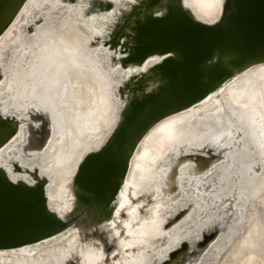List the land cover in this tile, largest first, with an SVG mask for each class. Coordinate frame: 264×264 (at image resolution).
I'll return each instance as SVG.
<instances>
[{
  "label": "bare ground",
  "instance_id": "bare-ground-1",
  "mask_svg": "<svg viewBox=\"0 0 264 264\" xmlns=\"http://www.w3.org/2000/svg\"><path fill=\"white\" fill-rule=\"evenodd\" d=\"M112 1L114 9L111 11L106 12L99 7H92V10H87L83 15L79 10L78 16L73 22L61 26L56 31L40 32L33 39L36 45H42L48 39L47 36L72 34L71 39L66 44L73 53L75 64L64 71L56 73L53 78V85L59 97L67 101L69 111L70 106L74 103L71 100L69 91L76 86L83 88L84 75L88 76L87 79H84L88 89L83 88L87 92L88 103L92 107V122L88 127L80 130L76 126H69L67 122L63 121L67 125L58 131L59 139L55 140L48 150L54 131L52 126L50 127L51 120H49L47 114L35 106H29L20 112L15 108L17 105L7 108L0 100V114L17 120L15 133L0 146V166L7 169L13 180L22 178L30 183L34 182L33 177L26 172L15 170L14 162L30 169L38 166L41 174L49 177V184L47 185L49 206L62 217H65L74 206L75 194L72 190V181L81 161L87 153L100 148L105 143L118 122L121 108L118 88L123 79H126L125 76L128 77L131 74L130 68L124 70L120 64L116 66V63L113 62L114 58L119 57L120 54L110 51L100 41V38H104L102 40L104 43L107 41L110 28L115 22L113 25L105 26L107 34L103 37L99 32H101L100 29L104 27L106 22L115 17L119 18V12L129 9L131 4L137 0ZM31 2V0H25L10 25L0 35V47L8 44L13 38L21 36V25L30 17V13L36 12L33 2ZM222 6L223 4L220 9L216 10L219 13L218 15L205 17L203 21L211 20L213 22L218 19ZM76 21L77 24L81 21L85 22L86 28L84 31L77 29V26L75 27L76 24L74 25V23ZM58 45L64 46L65 43L63 41ZM97 53L104 60L111 57L110 66L106 63L107 61H104L106 63L104 64L106 74L101 78L97 77L96 68L89 71L76 66L86 64L92 67V63L96 58L94 55ZM158 58L155 56L149 59L143 69H147L150 65L160 61ZM6 70L3 65H0V82L8 76ZM8 83L6 79V83L0 86V92L7 89L10 93H6V98L13 100L12 91H17L19 83L14 86ZM97 87L99 88L96 89ZM96 90H98V93ZM241 91L246 93L249 102H239V92ZM221 100L224 101L222 106L226 108L222 119L226 117H230L229 119L234 118L235 124L228 123L223 130L221 129L212 135L209 133V125L211 124H204L194 138L186 139L176 135V128L180 123L198 117L204 111L216 109L218 107L217 102ZM257 114L258 116L255 117ZM248 116L254 119L253 125L255 127L253 129L252 125L250 134L259 139L258 134H255L257 131L255 121L264 123V62L254 64L238 73L217 92L210 94L197 105L161 119L144 135L133 154L124 183L118 191L113 204L112 215L110 219L100 223L98 227H104L107 222L119 214L123 207H126V222H130L133 226L136 225L130 231L142 238H149L154 230L150 222L151 217L160 210H167L172 204H175V198L181 194H178V192H181V187L184 186L188 192L187 200L194 207L195 213L189 219L184 220L182 224H179L180 226L178 225L173 232L168 233L165 244L158 246L152 253L141 251L134 256H125L118 261V264H186L193 255L195 257L192 264H214V259L218 258L222 250L232 242L236 235V233L235 235L229 234L231 229L226 225L228 221L225 223L224 231L217 233L218 242L214 244L205 260H202L204 249L199 248V246H197L199 250L192 248L193 245L189 240H195L203 235L205 230L214 223L222 224L225 221L224 218L227 215L225 206L229 198H227L223 183H221L223 176H220V174L215 175L216 171H220L221 168L217 163L222 159L228 161L229 151L225 143L237 142L240 139L239 132L236 129L237 124L242 125L243 118ZM173 120L176 123L170 129L158 131L166 122ZM67 139H70L68 146L70 152H74V155L66 163V159L61 160L60 147L63 143H67ZM23 141L26 143L22 148ZM45 152L52 157V162L47 160L41 164L38 160L42 158L41 156ZM38 156L41 158H38ZM250 164L256 163L250 161ZM57 170L66 178L70 184L69 188L60 187L58 180L50 175L49 171L56 174ZM198 170L205 174L200 176L197 175L198 173L194 174ZM209 172L211 175L204 180ZM203 182L206 184H203ZM130 191L134 196H138L144 191L145 194L137 204L131 205L128 197ZM235 196L237 197V195ZM185 209L179 211L178 216L174 217L169 225L176 223L186 212ZM148 213H151L150 216H148ZM231 214L233 220L234 217H237V219L241 217L242 219L244 215L241 208H232ZM232 223L233 221L230 224ZM257 228L253 224L247 229L240 239V244L243 247L247 246L253 249L258 239ZM80 237L79 228L74 225L52 238L32 245L17 249L0 250V264H15L16 262L90 264L95 261L91 254L93 252L89 248L80 247L86 243ZM90 245L87 244L88 247ZM134 247L138 249L137 245H134ZM97 263L95 261L92 264Z\"/></svg>",
  "mask_w": 264,
  "mask_h": 264
},
{
  "label": "water",
  "instance_id": "water-1",
  "mask_svg": "<svg viewBox=\"0 0 264 264\" xmlns=\"http://www.w3.org/2000/svg\"><path fill=\"white\" fill-rule=\"evenodd\" d=\"M0 1L1 35L25 0ZM89 4L106 12L114 9L112 0H89ZM114 22L104 44L120 54L113 57L116 66L131 69L118 88V122L105 143L81 161L72 181L74 206L65 217L49 206V177L38 166L30 169L14 162L15 170L33 177L32 183L13 180L0 166V250L32 245L74 225L82 233L92 231L110 219L133 154L152 126L197 105L238 73L264 62V0H224L213 22L197 19L184 8L183 0H140ZM155 56L166 59L143 69ZM16 127V119L0 114V146ZM260 165L263 173L264 163ZM263 195L261 190L246 206L240 225L254 216L253 201ZM240 230L241 226L230 246ZM214 236L204 235L199 248Z\"/></svg>",
  "mask_w": 264,
  "mask_h": 264
},
{
  "label": "rangeland",
  "instance_id": "rangeland-1",
  "mask_svg": "<svg viewBox=\"0 0 264 264\" xmlns=\"http://www.w3.org/2000/svg\"><path fill=\"white\" fill-rule=\"evenodd\" d=\"M7 1L9 0H5V2ZM31 1L33 2L31 3L34 5L36 12L30 13V17H28L27 21L21 25V36L13 38L8 44L0 47V65H3L5 70L7 69L6 71L8 75L0 82V86H3V84L6 83V79L7 82H9L8 84H12L13 86L16 85V83H19L17 91H12V95L14 97L13 100L6 98V93L9 92L7 89L0 92V100H2V104L7 108L17 105L15 108L20 112L29 106H35L47 114L49 120H51L50 127L52 126V130L54 131L53 138L49 143V150L52 147L53 142L59 139L58 131L67 124L72 127L76 126L80 130L91 124L92 107L88 103L87 92L83 90V88L86 90L88 89V85L84 80L87 79L88 76L84 75L82 83L83 88L76 86L69 91L71 100L74 101V103L70 106V110L68 111L67 101L60 98L54 90L53 78L56 73L64 71L75 64L73 53L70 50V47L66 44L68 40L71 39L72 34L65 33L63 35L47 36L48 39H46L42 45H36V43L33 42V39L40 32L46 33L56 31V29H59L61 26L67 25L69 22H73L75 18H77L79 10L83 15L86 11L84 9L85 5L83 2L79 3L78 10H73L71 7L64 4H62V6H56L58 4V0ZM75 4H78V2H75ZM120 13L122 12L120 11L119 14ZM116 18L118 17L106 22L104 27L100 29L101 32L99 33L101 34V37L107 34L105 26L108 27L113 25L114 21L117 20ZM29 24H33V27L28 31ZM74 25L81 31H84L86 28L85 22L82 21L79 22V24H77L76 21ZM103 39L104 38H100V41L104 44V41H102ZM63 41L65 45L59 46L58 43ZM94 56L96 58L92 63V67L86 64H79L76 66L89 71L96 68L97 77L101 78L104 74H106L104 64L107 63L109 66L111 65V57H108V60H104L99 53ZM104 61L107 62L105 63ZM30 84L32 85L29 86ZM98 88L99 87L96 89ZM96 92L98 93V90H96ZM239 93V102L245 103L246 101H250L247 99L248 97L246 93L242 91ZM223 102L224 101L222 100L218 101V107L216 109L204 111V113H200L198 117H194L187 122L180 123L176 128V135L186 139L194 138L198 135L204 124H211L209 125V133L212 135L221 129L223 130L225 125L228 123L235 124L234 118L229 119L230 117H226L225 119H222L223 113L225 112L224 110L226 109L222 106L224 104ZM256 116H258V114L255 115V117ZM63 121L67 122V124L63 123ZM253 121L254 119L248 116L243 118L242 125L237 124L236 129L239 132L240 139L237 142L232 141L229 144L225 143V146L229 151L228 161L226 162L222 159L217 163L221 166V168L220 171H216L217 173L215 175L217 176L220 174V176H223L221 183H223L224 191L227 194V198H229L226 206H229V204L232 203V208L243 209L244 215L242 214V219L241 217L238 219L237 217H234L235 222L232 216L228 220V223H226L228 228L231 229L229 234L233 235L238 233L241 226L240 234L231 246V243H229L225 249L222 250L217 258V261L214 259V264H242L243 261V264H263L264 262V195L257 198L255 203L253 201L252 208L255 209L254 216L245 221L243 225H240L246 217V206H248L256 194H258L261 190H264V172L262 173L263 165H260L261 163H264V123H258L255 121V126L257 128L255 134H258L260 137L259 140L258 137L255 136L254 138L250 134ZM254 128L255 127L253 125V129ZM11 131L12 130H10V132ZM69 141L70 139H67V143H63L60 147L61 160L66 159V163L68 162L67 160H70L74 155V152L71 153L69 150ZM24 143L26 142L23 141L22 148ZM70 153L71 155H69ZM41 157L38 156V158H41L38 160L41 164L47 160L48 162H52V157L47 155L46 152ZM250 161H254L256 164H250ZM49 173L58 180V185L60 187L64 189L66 187L69 188L70 184L58 170L56 171V174L53 171H49ZM194 174L200 176L205 173L199 172L198 170L195 171ZM210 175L211 173L209 172V175L207 174L204 180H206ZM203 184L206 183L203 182ZM181 188V192H178V194H181L176 196L175 204H172L167 210H160L151 217L150 222L154 230L149 238H142L130 231V229H134V226L136 225L133 226L130 222H126L125 215L127 212L126 207H123L119 214L107 222L104 227L99 228L97 226L96 228H99V230L94 228L92 231H85L84 233L81 232L80 239L86 243L80 247L91 249L93 252L91 254L93 259L98 262L97 264H113V259L117 255L116 254L113 257L105 255L104 245L107 246L108 243L105 240L104 235H106L107 239L114 246L112 254L117 251L120 253L117 264L118 261L122 260L125 256H134L141 251L145 253H152L158 246L165 244V239L168 233L173 232L179 224H182L184 220L189 219L195 213L194 207H192V204L187 200L188 192L185 186ZM144 194L145 191L138 196H134L132 191H130L128 193V197L130 198L129 204H137L138 201L142 200ZM235 195H237V197ZM183 208H186V214L183 213L182 217L176 223L169 225V223L173 221V218L178 216L179 211ZM232 208L229 209V211H226L227 215L231 213ZM150 214L151 213H148V216H150ZM232 221L233 223L230 224ZM253 224L258 227V231L256 232L258 236L257 242L253 249L247 246L243 247L240 244V239L245 234L247 229ZM125 225L128 226L126 227ZM122 229L124 230V233L121 232ZM100 230H105L106 234L104 231L101 232ZM117 232L120 233L119 236L116 235ZM88 243L91 244L89 247L87 246ZM134 245H137L138 249L134 247ZM210 258H212V256H210ZM15 264L31 263L16 262Z\"/></svg>",
  "mask_w": 264,
  "mask_h": 264
},
{
  "label": "flooded vegetation",
  "instance_id": "flooded-vegetation-1",
  "mask_svg": "<svg viewBox=\"0 0 264 264\" xmlns=\"http://www.w3.org/2000/svg\"><path fill=\"white\" fill-rule=\"evenodd\" d=\"M78 2V4H75V2ZM105 1V0H104ZM76 2V3H77ZM84 3V5H85V11L86 10H92V6H91V4H89V0H58V4L56 5V6H62V4H64V5H66V6H69V7H71L73 10H78V5H79V3ZM136 2H140V0H137ZM128 4H129V2H128ZM33 27V24H29L28 25V31L29 30H31V28ZM229 200V199H228ZM231 204V203H230ZM229 204V205H230ZM229 209V207H228V205L226 206V211ZM231 213L230 214H228V215H226V217L224 218V227H223V223L222 224H220V223H214L213 225H211L209 228H207L206 230H205V232L203 233V235H201L200 237H198L197 239H195V240H189V241H191V243H192V245H193V247L192 248H195L196 250H199V249H197V246H198V242H202V241H204V235H206V236H208L209 237V235L211 234V233H214L216 236H214V237H212L211 238V240L208 242V244H207V246L205 247V248H203L204 250H203V257H202V260H205L206 258H207V256H208V253L212 250V248L214 247V244L216 243V242H218V239H217V233L219 234L220 232H223L224 231V228H225V223L230 219V217H231ZM217 229H216V228ZM96 229H98V228H96ZM99 230V229H98ZM80 231V230H79ZM104 231V233L106 234V231L105 230H103ZM103 231H101V232H103ZM121 232H123L124 233V230L122 229L121 230ZM80 233H81V231H80ZM105 236V240L107 241V243H108V245L107 246H105L104 245V243H103V245H104V249H105V255H110V257H113V256H115L116 254V257L113 259V264H117V260H118V257L120 256V253H119V251H117V252H115V253H113L112 254V249L114 248V246L112 245V243L107 239V237H106V235H104ZM89 238V237H88ZM164 239H165V237H164ZM199 239V240H198ZM194 249V250H195ZM202 249V248H201ZM128 250V249H127ZM205 252V253H204ZM195 257V255H193V256H191L190 257V260L186 263V264H192V261H193V258ZM105 258V257H104ZM108 264V263H107ZM194 264V263H193Z\"/></svg>",
  "mask_w": 264,
  "mask_h": 264
},
{
  "label": "snow or ice",
  "instance_id": "snow-or-ice-1",
  "mask_svg": "<svg viewBox=\"0 0 264 264\" xmlns=\"http://www.w3.org/2000/svg\"><path fill=\"white\" fill-rule=\"evenodd\" d=\"M224 3V0H183V6L186 9H191L193 13L196 14L197 19H204L205 17H212L214 14L218 15L219 13L216 11L220 9L221 5ZM211 22V20L206 21ZM172 52H168V56H171ZM158 59L163 60L166 57L161 56ZM176 121L166 122L158 131H164L166 129H170ZM126 227L128 225H125ZM117 236L120 235L119 232L116 233Z\"/></svg>",
  "mask_w": 264,
  "mask_h": 264
}]
</instances>
